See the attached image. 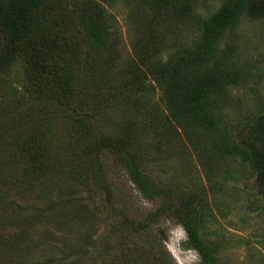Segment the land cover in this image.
Here are the masks:
<instances>
[{
	"label": "trees",
	"instance_id": "obj_1",
	"mask_svg": "<svg viewBox=\"0 0 264 264\" xmlns=\"http://www.w3.org/2000/svg\"><path fill=\"white\" fill-rule=\"evenodd\" d=\"M110 1L0 0V264H88L93 207L73 197L70 183L88 185L95 195L105 186L115 196L110 173L122 172L145 197L160 200L148 218L129 221L133 228L172 219L201 264H221L201 234L199 197L159 185L145 172L138 144L147 129L139 118L146 114L148 125L168 137L183 135L209 180L225 161L239 158L264 189V129L253 127L241 143L225 113L233 103L230 87L245 75L236 42L223 45L222 37L250 2L225 0L201 19L191 0H138L134 56L119 69ZM193 23L201 31L195 40L173 45L176 29ZM168 49L176 51L167 55ZM16 63L21 89L11 79ZM153 83L164 111L150 102ZM117 100L123 119L116 132H105L100 122ZM60 116L66 134L57 142ZM60 173L68 178L52 192ZM120 208L127 214V204Z\"/></svg>",
	"mask_w": 264,
	"mask_h": 264
},
{
	"label": "rangeland",
	"instance_id": "obj_2",
	"mask_svg": "<svg viewBox=\"0 0 264 264\" xmlns=\"http://www.w3.org/2000/svg\"><path fill=\"white\" fill-rule=\"evenodd\" d=\"M191 1L197 16L207 19L221 8L225 0ZM249 2V10L234 30L227 31L222 37V44L236 42L235 60L245 75L239 85L230 87L233 103L225 109L233 136L241 143L251 138L253 127L264 129V0ZM137 3L138 0H112L106 4L119 69L126 67L134 56L131 18ZM200 32L197 23L183 25L176 29L172 44L178 48L181 42L195 40ZM176 49H168L167 55ZM20 67V63H16L11 74L13 84L19 89L23 88L24 79ZM150 92L152 105L164 111L159 86L153 83ZM118 102L113 103L109 114L100 122L99 126L105 132L114 133L118 129L124 115V106ZM146 118V114L139 118V123L142 124L143 120L147 130L138 144L145 172L159 185L171 187L180 194L194 193L199 197L201 234L214 247L221 264H264V189L256 171L239 158L228 159L221 173L209 180L197 154L183 135L168 137L153 130ZM62 119L60 116L56 123L59 126L57 142L66 134ZM121 174L110 173L115 196L105 186L100 187L97 190L100 194L95 195L94 189L88 185L80 186L77 181L70 183L68 191L73 197L81 200L79 203H89L93 207L87 243L92 255L87 263L201 264L198 253L183 246L187 234L176 221L162 217L146 230L133 228L129 221L134 223L148 218L160 205V200L148 199L124 177L123 172ZM67 178V174L60 173L51 191H56ZM122 204H127V214L122 213Z\"/></svg>",
	"mask_w": 264,
	"mask_h": 264
}]
</instances>
